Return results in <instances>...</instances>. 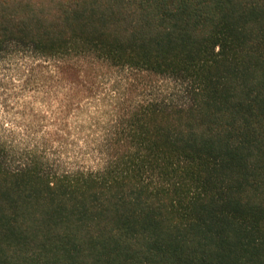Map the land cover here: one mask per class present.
I'll return each instance as SVG.
<instances>
[{
	"label": "trees",
	"instance_id": "1",
	"mask_svg": "<svg viewBox=\"0 0 264 264\" xmlns=\"http://www.w3.org/2000/svg\"><path fill=\"white\" fill-rule=\"evenodd\" d=\"M12 44L110 102L85 152L49 135L93 167L0 149V264H264V0H0Z\"/></svg>",
	"mask_w": 264,
	"mask_h": 264
},
{
	"label": "rangeland",
	"instance_id": "2",
	"mask_svg": "<svg viewBox=\"0 0 264 264\" xmlns=\"http://www.w3.org/2000/svg\"><path fill=\"white\" fill-rule=\"evenodd\" d=\"M52 79L51 64L47 58L14 44L0 52V149L6 167L18 168L31 160L34 154L43 156L49 163L58 158L65 168L95 165L94 156L87 153L81 157L77 148L85 152L84 137L97 126H103L105 118H108L107 103L110 99L104 98L103 94L109 83L99 82L102 83L99 84L100 93L90 100V104L76 110L73 105L68 107V103L63 109L65 87L54 86ZM181 97L176 99L179 104L184 103ZM67 112V127L77 148L69 147L52 156L49 135L62 128L56 117Z\"/></svg>",
	"mask_w": 264,
	"mask_h": 264
}]
</instances>
